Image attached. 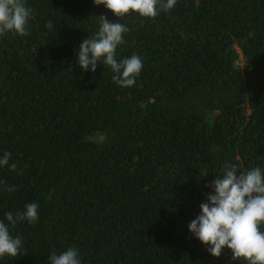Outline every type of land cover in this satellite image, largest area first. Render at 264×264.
I'll list each match as a JSON object with an SVG mask.
<instances>
[{
	"label": "trees",
	"instance_id": "16d2710c",
	"mask_svg": "<svg viewBox=\"0 0 264 264\" xmlns=\"http://www.w3.org/2000/svg\"><path fill=\"white\" fill-rule=\"evenodd\" d=\"M27 6L26 34L0 36V154L16 165L0 168V220L33 202L39 220L10 229L23 247L0 264L70 247L81 264H246L212 257L188 224L225 163L264 167V0H177L152 19ZM101 16L129 29L116 58L142 59L131 88L76 63Z\"/></svg>",
	"mask_w": 264,
	"mask_h": 264
},
{
	"label": "clouds",
	"instance_id": "9594fccd",
	"mask_svg": "<svg viewBox=\"0 0 264 264\" xmlns=\"http://www.w3.org/2000/svg\"><path fill=\"white\" fill-rule=\"evenodd\" d=\"M116 17L136 14L143 18H155L161 11L171 10L177 0H93ZM33 10L27 0H0V36L13 34L23 36L27 32ZM51 29L52 23L45 25ZM127 26L112 22L101 16L98 32L84 38L76 51V63L87 72H95L98 62L110 68L113 82L122 88H131L139 77L143 62L138 55L118 60L117 48L124 43ZM10 153L0 154V168L10 167ZM210 191L200 204L199 215L188 224V230L205 246L212 257H220L227 248L233 261L246 264H264V167L240 170L234 163H225L223 170L211 183ZM8 192L15 191L8 187ZM39 220V205L26 204L16 214L8 212L0 220V260L17 256L23 247L19 235L13 236L10 229L18 223L32 225ZM6 221V222H5ZM49 264H81L76 248H68L48 257Z\"/></svg>",
	"mask_w": 264,
	"mask_h": 264
}]
</instances>
